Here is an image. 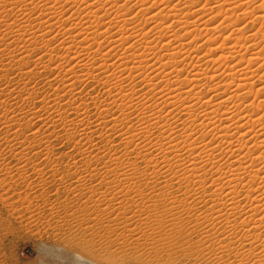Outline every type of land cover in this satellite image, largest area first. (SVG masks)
<instances>
[{
    "label": "bare ground",
    "instance_id": "1",
    "mask_svg": "<svg viewBox=\"0 0 264 264\" xmlns=\"http://www.w3.org/2000/svg\"><path fill=\"white\" fill-rule=\"evenodd\" d=\"M184 1L0 0V149H19L13 175L54 158L70 208L118 209L137 164L172 174L164 203L198 247L172 264H264V2ZM59 139L68 153L49 151Z\"/></svg>",
    "mask_w": 264,
    "mask_h": 264
},
{
    "label": "rangeland",
    "instance_id": "2",
    "mask_svg": "<svg viewBox=\"0 0 264 264\" xmlns=\"http://www.w3.org/2000/svg\"><path fill=\"white\" fill-rule=\"evenodd\" d=\"M193 1L196 3L198 0ZM233 2L239 3V0ZM263 2L257 3L258 6ZM256 3L252 9L257 8ZM153 11L150 10L148 14ZM25 23L26 26L29 22ZM205 48L200 50L204 51ZM0 85L4 86L2 79ZM82 95L88 98L96 95V91L94 93L84 88ZM82 95L78 99L83 97ZM0 100L1 104L3 100ZM24 107L26 112L27 105ZM22 122L24 124L20 122L18 128L25 130L27 122ZM60 140L52 141L49 151L52 149L51 152L57 155L68 153L69 146L66 142L65 145L62 142V146ZM18 150L12 153L10 149H0V264H99L93 261L91 256L87 257L91 250L109 259L112 264L115 262L113 260L120 259L133 264H161L158 261L161 257L162 262L172 264L181 258H187L186 260L194 258L198 251L197 238H194V234H189L190 225L183 216H170L169 206L164 203L169 199V188L174 183L172 174L164 178L163 184H157L156 179L147 175L146 170L137 164L132 175H126L124 183L128 187L121 191V204L114 211L103 210L102 207L90 204L88 200L86 206L92 205L89 209L74 202L72 206L84 210V218L91 220L93 225L88 233H84L77 230L79 227L74 228L76 223H73V220L65 219L77 211L70 208L69 199H64L65 194L61 191L57 194V189L61 187V184H58L63 179L57 175L52 177L53 174L49 172L54 158L32 159V163L43 170L41 178L32 174L30 170L24 174L14 172L13 175L12 170L16 168L17 161L12 156ZM66 162L68 163V159L63 158L57 168L64 166L65 170H68ZM7 172L8 177L5 176ZM67 181L65 179L64 182ZM155 194H159V198L155 197ZM113 195L111 190L102 193L103 199H110ZM124 217L128 218L131 224L121 223ZM93 235L96 237L93 238ZM117 235L124 241V245L123 249L116 252L111 240L117 238ZM135 239L138 242L134 241ZM79 246L80 248L83 246L84 252H80L77 248Z\"/></svg>",
    "mask_w": 264,
    "mask_h": 264
}]
</instances>
